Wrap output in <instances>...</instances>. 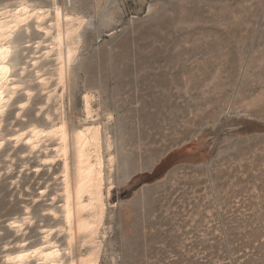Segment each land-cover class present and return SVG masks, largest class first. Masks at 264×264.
Segmentation results:
<instances>
[{"label": "rangeland", "instance_id": "374dc122", "mask_svg": "<svg viewBox=\"0 0 264 264\" xmlns=\"http://www.w3.org/2000/svg\"><path fill=\"white\" fill-rule=\"evenodd\" d=\"M68 1L86 22L62 115L73 124L87 90L112 114L100 264H264V0ZM34 90L24 120L10 125L9 109L3 134L44 122ZM21 152L0 175V256L7 242L16 249L7 222L24 206L30 244L54 223L43 210L61 187L58 164L35 173L30 157L19 173Z\"/></svg>", "mask_w": 264, "mask_h": 264}, {"label": "bare ground", "instance_id": "6f19581e", "mask_svg": "<svg viewBox=\"0 0 264 264\" xmlns=\"http://www.w3.org/2000/svg\"><path fill=\"white\" fill-rule=\"evenodd\" d=\"M85 22L68 0H16L0 5V152L5 145L10 147L0 175L12 171L15 160L11 151L22 148L19 173L29 166L25 159L34 157L35 173L42 168L50 171L58 164L54 176L61 185L43 210L54 223L39 227L38 242L30 244L24 238L35 222L28 205L23 207L22 217L7 222L13 235L21 237L13 251L5 249L9 242L3 245V264H100L105 254L116 163L106 126L112 114L103 112L95 91L87 90L81 95L80 113L73 124L62 115ZM18 48L22 49L20 56ZM34 89L43 97L36 116L44 113V122H30L3 134L9 109L14 110L10 125L24 120ZM44 194L40 192L38 197Z\"/></svg>", "mask_w": 264, "mask_h": 264}, {"label": "snow or ice", "instance_id": "6c2138e0", "mask_svg": "<svg viewBox=\"0 0 264 264\" xmlns=\"http://www.w3.org/2000/svg\"><path fill=\"white\" fill-rule=\"evenodd\" d=\"M60 13L59 12H57V15H59ZM0 71H2V69H0Z\"/></svg>", "mask_w": 264, "mask_h": 264}]
</instances>
